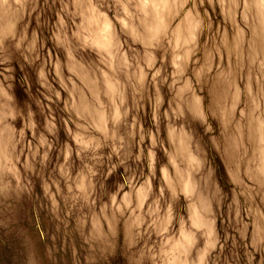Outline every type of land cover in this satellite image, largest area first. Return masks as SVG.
<instances>
[{
	"label": "clouds",
	"instance_id": "1",
	"mask_svg": "<svg viewBox=\"0 0 264 264\" xmlns=\"http://www.w3.org/2000/svg\"><path fill=\"white\" fill-rule=\"evenodd\" d=\"M0 264H264V0H0Z\"/></svg>",
	"mask_w": 264,
	"mask_h": 264
}]
</instances>
